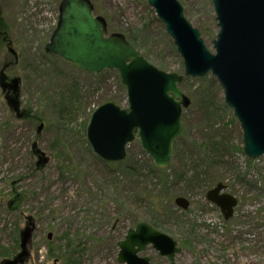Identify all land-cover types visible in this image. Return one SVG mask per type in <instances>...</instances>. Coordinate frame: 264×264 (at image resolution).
<instances>
[{
	"label": "rangeland",
	"instance_id": "rangeland-1",
	"mask_svg": "<svg viewBox=\"0 0 264 264\" xmlns=\"http://www.w3.org/2000/svg\"><path fill=\"white\" fill-rule=\"evenodd\" d=\"M89 1L94 15L105 20L108 34L123 35L157 69L184 74L183 60L147 0ZM60 2L0 0V72L8 83L20 79L19 109L29 113L18 119L0 88V264L19 252V234L29 222L35 230L23 264H120L118 243L140 223L177 243L181 252L175 264H264V155H245L242 129L215 77H185L179 85L190 105L181 114L182 131L166 174L180 166L175 158L179 146L187 156L198 155V146L215 140L220 144L216 164L191 172L183 168L180 175H200L191 186L184 183L185 174L179 179L172 175L175 196L156 213L138 195L147 189L164 197L158 176L137 181L126 167L99 160L85 139L95 108L110 99L126 105L116 73L96 78L44 54ZM178 2L214 54L218 27L212 0ZM40 154L46 163L38 164ZM127 158V168L151 165L138 141L127 146ZM206 173L213 175L211 180ZM219 182L238 201L228 220L205 198ZM15 196L19 202H13ZM177 197L189 202L187 210L175 206ZM139 256L151 264H168L151 246Z\"/></svg>",
	"mask_w": 264,
	"mask_h": 264
},
{
	"label": "water",
	"instance_id": "water-1",
	"mask_svg": "<svg viewBox=\"0 0 264 264\" xmlns=\"http://www.w3.org/2000/svg\"><path fill=\"white\" fill-rule=\"evenodd\" d=\"M147 2L183 60V75L157 69L123 35L108 34L105 20L94 15L89 0L60 3L58 21L44 47L45 53L88 74L117 71L126 94V107L106 102L92 112L85 130L92 153L105 163L118 164L125 160L126 147L138 141L156 168L166 169L173 143L182 131L181 114L190 105L179 85L185 77L201 78L210 73L221 86L224 102L242 129L245 155L250 159L264 155V0H212L218 27L212 43L214 54L205 47L199 31L185 19L178 0ZM8 52L17 59L11 47ZM4 79L1 71L0 88L11 92L7 96L9 105L21 118L20 80L13 78L4 84ZM42 127L39 125L37 132ZM46 161L40 154L38 164ZM223 189L219 183L207 192L206 200L228 220L237 200L220 194ZM174 204L181 210L189 207L182 197L175 198ZM34 230L35 225L27 223L19 234V252L1 264L25 262ZM51 237L47 235L48 240ZM149 245L170 264L181 252L171 237L140 223L118 243L117 262L151 264L148 258L138 256Z\"/></svg>",
	"mask_w": 264,
	"mask_h": 264
},
{
	"label": "trees",
	"instance_id": "trees-1",
	"mask_svg": "<svg viewBox=\"0 0 264 264\" xmlns=\"http://www.w3.org/2000/svg\"><path fill=\"white\" fill-rule=\"evenodd\" d=\"M113 72L116 73V77L118 78L119 91L122 93L123 98L125 99V91H124L123 86L120 83L119 74L116 71H113ZM108 73H109L108 71H105L101 74H97V75H93V76L96 78H102ZM107 101H115L116 102V99H110V100H106L104 102H107ZM27 114L29 116V113H27ZM205 145H206V147H205ZM205 145L198 146V149H199L198 155L190 154L189 156H187L186 151L183 150L184 147H180V146L177 147L175 149V155H176L175 158L179 160L180 166L170 176H168L166 174V172L168 171V168L165 170L157 169L154 166V164L152 163L151 159L149 160L151 165L147 166V167H142V166H138V164H133L127 168L129 158H127L124 162L120 163V165L114 164V166L123 167V168L126 167V170L129 171L130 175L132 177H135L137 179V181H140L142 183L146 182L148 180V178L153 176V175L158 176V181H159L158 184L160 185L159 190L161 193L165 194L164 197L161 198L157 195L156 196L151 195V193H153V192H150L147 189H144L143 192L138 195L139 197L143 198L145 201H148L151 204L153 211H155L157 213L161 210L162 204L165 200L170 202L171 199L175 196L174 188L177 185L172 184V182L170 181L169 178L172 175H174L175 178L179 179V177H181V175L185 174V175H183L185 177L183 181H184V183H187L191 186V185H194V183L200 181L199 180L200 175L195 174V173H191V175L186 177V174H188L187 172H184L180 175L181 170L183 168L188 169V167H190V169H188V170L191 172V171H195L196 169H200L201 167L206 168L205 167L206 165L209 166V165H215L216 164V162L214 160H215V157H217V155H218L217 152L220 151V150H218L220 144L218 142H216L215 140H211V141L206 142ZM203 176L206 179L211 180L213 175L206 173ZM18 198L19 197L15 196L13 198V202H19ZM16 243H17V240H16ZM70 245H71L70 241H67L65 244V248L67 251H69ZM3 256H6V255L3 254ZM64 256L65 255L63 254V256L59 257V259L64 258Z\"/></svg>",
	"mask_w": 264,
	"mask_h": 264
},
{
	"label": "flooded vegetation",
	"instance_id": "flooded-vegetation-1",
	"mask_svg": "<svg viewBox=\"0 0 264 264\" xmlns=\"http://www.w3.org/2000/svg\"><path fill=\"white\" fill-rule=\"evenodd\" d=\"M0 13H1V10H0ZM1 33V32H0ZM3 40H4V42H6V40L3 38ZM9 43H7L6 45H8ZM8 47H10V46H8ZM13 56V55H12ZM13 58H14V56H13ZM15 59V58H14ZM16 61H17V59H16ZM20 80V79H19ZM11 81V80H10ZM9 81V82H10ZM3 83L4 84H7L8 83V81L6 80V78L3 80ZM21 83V82H20ZM20 86V85H19ZM1 92H2V94L4 95V96H6V98H7V96L9 97L10 95H9V93H11V92H9V90H8V88H6L5 90H3V89H1ZM14 114H15V116L17 117V114L15 113V112H13ZM20 113H21V118H18V119H23V118H27L28 117V114L25 112V111H20ZM41 125V124H40ZM33 154H38V151H33ZM219 183H221V182H219ZM219 183H217L214 187H216ZM222 185H224V189L221 191V193L220 194H228L226 191H227V186H226V184H224V183H221ZM214 187H212L211 189H213ZM210 189V190H211ZM209 191V190H208ZM207 191V192H208ZM207 194V193H206ZM205 198H206V196H205ZM237 206V205H236ZM219 209V208H218ZM235 209V208H234ZM234 209H233V214H234ZM219 211H220V209H219ZM220 213H221V211H220ZM222 214V213H221ZM223 215V214H222ZM224 217V216H223ZM149 246H151V245H149ZM152 247V246H151ZM146 248V247H145ZM153 248V247H152ZM144 251V250H143ZM142 251V252H143ZM156 251V250H155ZM157 252V251H156ZM157 254H158V252H157ZM139 256V255H138ZM158 256H159V254H158ZM140 257V256H139ZM160 257V256H159ZM145 258H147V257H145ZM160 258H163V259H166V258H164V257H160ZM166 261L168 262V264H170L169 263V261L166 259ZM174 261H175V259H174ZM149 262H150V260H149ZM174 264H175V262H174Z\"/></svg>",
	"mask_w": 264,
	"mask_h": 264
}]
</instances>
